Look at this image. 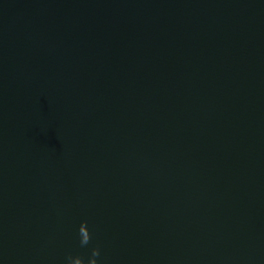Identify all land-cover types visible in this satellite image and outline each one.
I'll return each mask as SVG.
<instances>
[{
	"label": "water",
	"instance_id": "95a60500",
	"mask_svg": "<svg viewBox=\"0 0 264 264\" xmlns=\"http://www.w3.org/2000/svg\"><path fill=\"white\" fill-rule=\"evenodd\" d=\"M97 246L264 264V0H0V264Z\"/></svg>",
	"mask_w": 264,
	"mask_h": 264
},
{
	"label": "clouds",
	"instance_id": "9594fccd",
	"mask_svg": "<svg viewBox=\"0 0 264 264\" xmlns=\"http://www.w3.org/2000/svg\"><path fill=\"white\" fill-rule=\"evenodd\" d=\"M80 246L86 247L92 241V231L89 228V222L84 220L79 227ZM101 256V248L94 247L91 251V256L85 259L82 255L67 257V264H100L99 257Z\"/></svg>",
	"mask_w": 264,
	"mask_h": 264
}]
</instances>
